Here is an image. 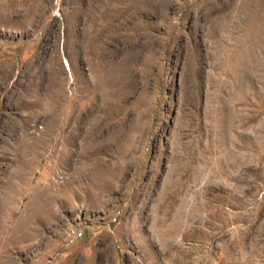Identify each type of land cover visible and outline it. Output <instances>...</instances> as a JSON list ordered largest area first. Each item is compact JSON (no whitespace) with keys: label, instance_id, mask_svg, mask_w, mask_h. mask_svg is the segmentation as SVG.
Returning a JSON list of instances; mask_svg holds the SVG:
<instances>
[{"label":"rangeland","instance_id":"1","mask_svg":"<svg viewBox=\"0 0 264 264\" xmlns=\"http://www.w3.org/2000/svg\"><path fill=\"white\" fill-rule=\"evenodd\" d=\"M0 264H264V0H0Z\"/></svg>","mask_w":264,"mask_h":264},{"label":"built area","instance_id":"2","mask_svg":"<svg viewBox=\"0 0 264 264\" xmlns=\"http://www.w3.org/2000/svg\"><path fill=\"white\" fill-rule=\"evenodd\" d=\"M77 236H79V237H80V236H81V232H79V233L77 234Z\"/></svg>","mask_w":264,"mask_h":264}]
</instances>
